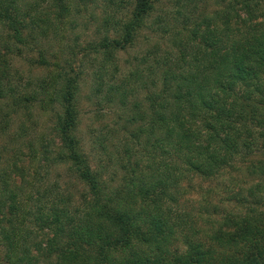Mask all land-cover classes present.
Wrapping results in <instances>:
<instances>
[{"label": "trees", "instance_id": "1", "mask_svg": "<svg viewBox=\"0 0 264 264\" xmlns=\"http://www.w3.org/2000/svg\"><path fill=\"white\" fill-rule=\"evenodd\" d=\"M88 1L0 0V264H264V211L251 185L244 210L218 220L186 211L183 185L264 150V0H216L210 11L205 0H172L173 9L107 0L97 40L51 52L64 19ZM143 30L151 46L110 71ZM22 49L34 51L33 75L15 67ZM85 82L95 113L115 114L90 128L89 150L79 136ZM34 113L48 117L51 135L28 137ZM61 166L77 183L44 182L40 167ZM258 171L264 160L252 164Z\"/></svg>", "mask_w": 264, "mask_h": 264}, {"label": "rangeland", "instance_id": "2", "mask_svg": "<svg viewBox=\"0 0 264 264\" xmlns=\"http://www.w3.org/2000/svg\"><path fill=\"white\" fill-rule=\"evenodd\" d=\"M79 2L81 3V1ZM88 2L90 3V7L82 10L81 12L74 10L71 18L64 19L62 28L58 30V33L56 35H53L50 40L48 39L50 42V46L48 47L51 49V52H59V47H63V44L65 42L66 45H73L75 38H78L77 43L79 45H84L89 40L95 41L98 39L95 30L96 27L101 23V18L104 13L102 9H105L108 6L107 0H89ZM203 2L204 1H202V3ZM205 2L207 4L205 5L207 6V11L216 9L217 7H220L222 5L221 4L219 6V2H217L216 0H205ZM172 3V0H161L159 7L163 5L167 9H173L174 5ZM127 11L128 6L125 9L122 8L116 11L115 16L123 17L124 13H127ZM110 28H112L111 25ZM66 30L67 33L65 32ZM62 33H65L63 34L64 39L62 42H59L58 39L61 38L59 35ZM111 33H113V31ZM146 36H148L147 32L143 30L141 36H139V38L134 42L132 46L128 47L125 51H120L117 53L118 56L115 59L114 64L109 65L108 69L110 71H113L115 68L114 65H117L120 72L124 71V69H127V67L131 65V62L129 63L128 61L134 60L133 58L135 56H139L140 54L145 52L146 48L150 47L154 42V40L151 39L147 40ZM149 36L152 37V34ZM153 37L157 40L162 36L161 34H153ZM79 49L80 48H77L78 51ZM84 52L85 51L83 50L79 51V54L73 59L77 62H81L83 56L85 55ZM21 53V56H18L20 58H17L14 64L19 71L25 72L26 74L24 73V75L27 76L29 73H31L30 70L33 71L29 64V59L31 55H34V51L22 49ZM91 56L92 55H89L90 58ZM85 58L86 57H84V59ZM84 70L86 71V73L84 74L85 79H87L88 81L90 76L93 75L91 60L89 62H86V64L84 65ZM34 73L35 71H33V74ZM89 94H91L89 83L85 82L84 86L82 87L80 97L81 122L79 124V136L82 138L84 145L88 150L90 149V128L93 127L97 129V131L101 128L105 129L103 125L111 124V121L115 117L114 108L108 109V107L103 108L100 114H96L95 102L87 99V96ZM31 117L36 120V122H34L35 128H33L36 132L31 129L26 130L29 138L36 135L39 136L42 132L46 133L47 135H51L50 127H46V123H48V117H46V115L43 116L41 114L34 113V116ZM24 119L26 121L25 116ZM26 123L31 124V120L29 122L27 120ZM15 128L18 131L17 125H15ZM97 131L95 132L96 134H98ZM96 157L97 156H94V153L90 151V159L94 166H96V164H98V160H100V158ZM261 160H264V150L254 151L248 157L238 159L234 164V167L230 169L228 168L225 173H223V175H217L216 177H211L206 180L197 177L192 180V183H187V181L184 180L183 185L188 186V192L185 193L184 208L186 209V211H191L193 213L202 211L205 217L210 214L211 220H218L221 218V215L227 210H244L246 206L245 204L249 199L253 198L249 193V187L252 186L254 192L257 193L256 200L258 202L257 204L252 206H257L258 210L264 211V174L259 171L256 173L251 172L252 164L256 165ZM43 164H45V162L41 160L39 162V165ZM40 174L42 176H46L43 177V180L46 183H77L74 175H70L69 173H67L63 166L55 168L47 167L46 169L40 167ZM71 188L73 189V187ZM227 191L238 192L242 197H247V199L243 202L244 204L241 203L242 200L235 201L236 199L232 201H225ZM206 200H208V202H206ZM216 205H218V209L213 210V206ZM200 222L201 220H199V223ZM208 225L209 224L207 222L201 223L202 227H207Z\"/></svg>", "mask_w": 264, "mask_h": 264}]
</instances>
